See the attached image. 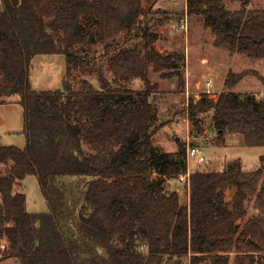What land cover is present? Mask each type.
<instances>
[{
	"label": "trees",
	"instance_id": "trees-1",
	"mask_svg": "<svg viewBox=\"0 0 264 264\" xmlns=\"http://www.w3.org/2000/svg\"><path fill=\"white\" fill-rule=\"evenodd\" d=\"M0 100L19 95L24 108V148L0 145V258L13 264H230L231 253L264 264V156L253 171L236 159L223 171H194L188 205L166 193L168 177L186 171V146L177 157L162 152L154 135L162 126L150 100L163 78L185 79L174 53L155 46L158 34L144 24L142 0H2ZM187 14L203 17L216 45L264 59V9L230 11L223 0H186ZM135 36V37H133ZM139 38L137 39V37ZM123 39V40H122ZM111 76L99 86L74 69L98 52ZM63 53V88H32L36 54ZM245 74L229 73L217 100L189 99L198 131L211 113L219 139L243 135L264 147V101L239 92ZM140 79L145 89L130 86ZM4 167V169H1ZM155 172L157 178H152ZM36 175L49 210L29 212L23 181ZM62 176L86 180L72 187ZM238 178L241 182L234 181ZM237 191L230 207L225 193ZM257 213L244 223L246 203Z\"/></svg>",
	"mask_w": 264,
	"mask_h": 264
},
{
	"label": "rangeland",
	"instance_id": "rangeland-1",
	"mask_svg": "<svg viewBox=\"0 0 264 264\" xmlns=\"http://www.w3.org/2000/svg\"><path fill=\"white\" fill-rule=\"evenodd\" d=\"M223 3L230 11L243 7L248 10L264 9V0H223ZM142 4L145 8L144 24L158 34L156 48L164 54L174 53L175 58L183 57V60H179V72L185 79L184 86H180L177 75L163 78L160 73L150 70L151 83L157 84V89L150 94V100L157 105L162 122L154 135L155 145L173 157L179 154L180 143L185 146L189 140L191 144L199 145L206 160L201 164L192 162L191 168L194 171H223L236 159L241 161V171L256 170L262 164L264 147L247 146L243 135L226 134L223 140L219 139L211 113L199 115L203 120L202 131L195 128L187 114L189 99L195 97V94L187 96L186 84L189 83L193 92L202 91L204 85L198 88L197 84L211 76L215 80V91L220 93L225 88L229 73L243 72L245 76L237 85V90L257 93L264 89V59H254L243 51L231 52L227 48L218 47L216 36L211 28L205 26L203 17L187 14L186 0H142ZM3 8L0 0V10ZM101 52L93 60L86 58L79 68L73 70L71 80L75 90L81 88L83 78L99 86L100 73L111 76ZM65 74L66 57L63 53H42L32 58L30 81L34 90L54 91L63 88ZM130 86L136 91L145 89L140 79H133ZM19 100V95L0 100V145L24 148L27 143L24 108ZM208 133H213L214 137L209 138ZM151 177L157 178V174L153 172ZM61 181L72 187H84L86 180H79L76 176H62ZM164 189L166 193L178 192L180 203L188 205L190 190L177 177H168ZM236 191L237 187L232 185L225 193L229 207ZM23 192L27 195L29 212L44 213L49 210L36 175H28L24 179ZM256 213L255 199L252 198L246 203V214L241 223ZM248 261L246 255L231 253L230 264H247ZM13 263V259L0 258V264Z\"/></svg>",
	"mask_w": 264,
	"mask_h": 264
},
{
	"label": "built area",
	"instance_id": "built-area-1",
	"mask_svg": "<svg viewBox=\"0 0 264 264\" xmlns=\"http://www.w3.org/2000/svg\"><path fill=\"white\" fill-rule=\"evenodd\" d=\"M201 84L204 85V89L202 91H197L193 92L190 89L189 83L187 82L186 86V94L189 97L190 94H195V99H200L202 96H207L210 99L217 100L220 93H217L214 89L215 86V80L213 77L209 76L204 79V81L199 82L197 85L198 88L201 87ZM258 100L264 101V89L260 92L253 93ZM188 114V113H187ZM209 138H213L214 134L213 133H208ZM186 146V154H185V161H186V171L184 173H181L178 177L177 180L186 185L188 189L190 190V184H191V175L194 172L192 170L191 165L193 163L201 164L204 162L205 156L202 154V149L199 145L196 144H191L190 141H187Z\"/></svg>",
	"mask_w": 264,
	"mask_h": 264
},
{
	"label": "water",
	"instance_id": "water-1",
	"mask_svg": "<svg viewBox=\"0 0 264 264\" xmlns=\"http://www.w3.org/2000/svg\"><path fill=\"white\" fill-rule=\"evenodd\" d=\"M14 5H17L19 3V0H11ZM234 181L241 182L238 178H235Z\"/></svg>",
	"mask_w": 264,
	"mask_h": 264
}]
</instances>
